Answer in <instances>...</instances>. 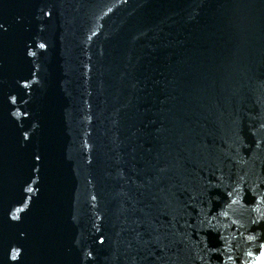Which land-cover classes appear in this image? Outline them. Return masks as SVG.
Wrapping results in <instances>:
<instances>
[{
  "label": "water",
  "instance_id": "1",
  "mask_svg": "<svg viewBox=\"0 0 264 264\" xmlns=\"http://www.w3.org/2000/svg\"><path fill=\"white\" fill-rule=\"evenodd\" d=\"M0 264H264V0H0Z\"/></svg>",
  "mask_w": 264,
  "mask_h": 264
}]
</instances>
